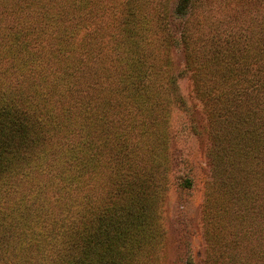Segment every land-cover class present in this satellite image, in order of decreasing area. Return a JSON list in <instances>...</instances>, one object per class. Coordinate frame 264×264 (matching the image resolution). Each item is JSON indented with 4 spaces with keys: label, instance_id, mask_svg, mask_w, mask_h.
Segmentation results:
<instances>
[{
    "label": "trees",
    "instance_id": "16d2710c",
    "mask_svg": "<svg viewBox=\"0 0 264 264\" xmlns=\"http://www.w3.org/2000/svg\"><path fill=\"white\" fill-rule=\"evenodd\" d=\"M104 1L0 0V264H137L157 235L179 100L174 78L154 68L176 41L171 1ZM215 8L175 6L211 107L206 258L264 264V29L240 49ZM209 61L228 80L208 81ZM256 220L260 256L247 259L233 252L235 226L250 238Z\"/></svg>",
    "mask_w": 264,
    "mask_h": 264
},
{
    "label": "rangeland",
    "instance_id": "374dc122",
    "mask_svg": "<svg viewBox=\"0 0 264 264\" xmlns=\"http://www.w3.org/2000/svg\"><path fill=\"white\" fill-rule=\"evenodd\" d=\"M170 1L169 24L171 37L176 41L160 51L154 68L174 78L179 100L170 104L168 182L157 211V235L149 239L147 251L138 254L137 264H219L207 261L204 224L205 195L212 182L210 152L214 144L211 136V107L196 90L194 69L189 67L187 51L180 41L185 20L175 14L177 0ZM110 2L104 1L106 6ZM213 4H216L215 17H222H216L221 22L220 27L229 37L237 39L240 49L255 42L252 37L264 29V0H213ZM105 11L111 13L108 8ZM190 44H193V49L205 48L198 40ZM207 64L208 81L228 80L226 77L216 79L212 62ZM183 178H189L192 185H182ZM216 194L218 197V190ZM247 226L236 224L238 246L233 252L250 259L256 253L260 256L263 242L260 236L263 232L258 231L263 230V224L255 221L253 226L256 235L250 238H246L244 233Z\"/></svg>",
    "mask_w": 264,
    "mask_h": 264
}]
</instances>
